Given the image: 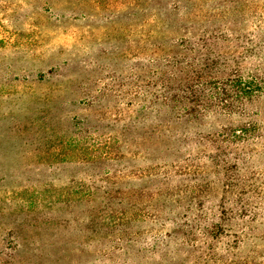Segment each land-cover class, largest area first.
<instances>
[{"label":"rangeland","instance_id":"obj_1","mask_svg":"<svg viewBox=\"0 0 264 264\" xmlns=\"http://www.w3.org/2000/svg\"><path fill=\"white\" fill-rule=\"evenodd\" d=\"M118 263L264 264V0H0V264Z\"/></svg>","mask_w":264,"mask_h":264},{"label":"trees","instance_id":"obj_2","mask_svg":"<svg viewBox=\"0 0 264 264\" xmlns=\"http://www.w3.org/2000/svg\"><path fill=\"white\" fill-rule=\"evenodd\" d=\"M189 39L191 40H195L196 43L190 42ZM189 39H186L189 43L193 44L190 48H192L193 51H198V48H205L207 47V44H205V40L204 39H199L197 37H189ZM195 53V52H194ZM184 65V64H181ZM184 68V67H183ZM190 72L192 74H197L195 71L190 70ZM165 101H167V97L164 96ZM131 214H126L125 212H118L114 209H111L109 213L105 214L104 217H102V221H106L109 224H115V222L119 221L118 224L119 226L116 228V235H120L122 238L125 237L126 232L124 231V226L123 224L127 223V221H129L131 219ZM219 218V217H218ZM220 220V219H219ZM219 225V221L218 222H213L210 224H207V227L212 231L214 230V228H217ZM128 247L127 245H123L122 247H120V251L125 252L126 248ZM142 249H144L143 246H141ZM119 264V263H118Z\"/></svg>","mask_w":264,"mask_h":264}]
</instances>
